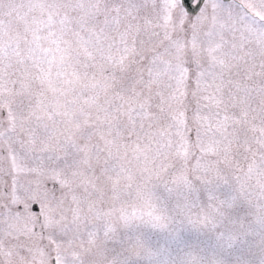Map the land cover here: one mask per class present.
Instances as JSON below:
<instances>
[{"label":"snow or ice","instance_id":"6c2138e0","mask_svg":"<svg viewBox=\"0 0 264 264\" xmlns=\"http://www.w3.org/2000/svg\"><path fill=\"white\" fill-rule=\"evenodd\" d=\"M0 264H264V0H0Z\"/></svg>","mask_w":264,"mask_h":264}]
</instances>
